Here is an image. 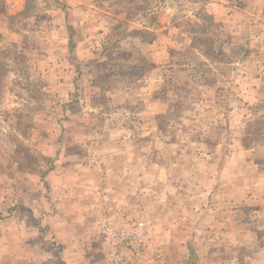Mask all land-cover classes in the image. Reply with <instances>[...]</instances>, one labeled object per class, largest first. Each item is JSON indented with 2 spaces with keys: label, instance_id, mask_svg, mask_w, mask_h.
Segmentation results:
<instances>
[{
  "label": "rangeland",
  "instance_id": "374dc122",
  "mask_svg": "<svg viewBox=\"0 0 264 264\" xmlns=\"http://www.w3.org/2000/svg\"><path fill=\"white\" fill-rule=\"evenodd\" d=\"M0 264H264V0H0Z\"/></svg>",
  "mask_w": 264,
  "mask_h": 264
}]
</instances>
